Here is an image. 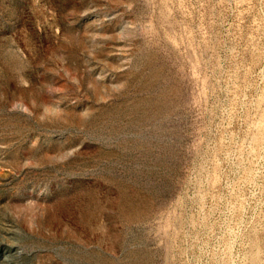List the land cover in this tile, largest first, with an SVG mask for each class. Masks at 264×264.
<instances>
[{
  "label": "rangeland",
  "instance_id": "374dc122",
  "mask_svg": "<svg viewBox=\"0 0 264 264\" xmlns=\"http://www.w3.org/2000/svg\"><path fill=\"white\" fill-rule=\"evenodd\" d=\"M0 264H264V0H0Z\"/></svg>",
  "mask_w": 264,
  "mask_h": 264
}]
</instances>
